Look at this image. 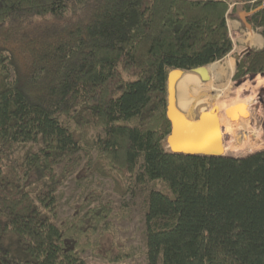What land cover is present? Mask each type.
Wrapping results in <instances>:
<instances>
[{"label": "trees", "instance_id": "16d2710c", "mask_svg": "<svg viewBox=\"0 0 264 264\" xmlns=\"http://www.w3.org/2000/svg\"><path fill=\"white\" fill-rule=\"evenodd\" d=\"M263 1L0 0V264H86L92 236L115 237L109 203L55 222L80 152L120 196L162 184L144 200L147 264H264V150L166 145L168 73L226 57L227 15ZM249 19L264 42V8ZM263 72L264 44L232 79Z\"/></svg>", "mask_w": 264, "mask_h": 264}, {"label": "rangeland", "instance_id": "374dc122", "mask_svg": "<svg viewBox=\"0 0 264 264\" xmlns=\"http://www.w3.org/2000/svg\"><path fill=\"white\" fill-rule=\"evenodd\" d=\"M243 6L242 3H238L236 11H233L232 16H230L236 25V30L232 31H238L234 35L235 50L228 53L223 59L214 62L221 67L230 62L233 66V72L228 74V76L225 75L223 80L215 78L210 72L209 79L206 81L207 84L195 74L197 83H199V86L204 87L205 91L200 88L203 93H199L200 95L195 93L193 97L195 98V105L193 104L192 107L199 106L198 112L199 115H202L200 111L205 112L212 108L215 103L222 100H229V98L238 100V102L230 105L227 109L220 111L218 116V124L222 131L223 146L225 147L224 154L230 156H243L254 153V151L264 150V72L262 74L245 75L238 80L232 79V76L238 72L240 57L248 58L259 50V48L246 49L244 51V48L241 49L244 39L242 43H239L240 35L245 38L247 34L245 29L251 30L249 29L250 27L252 28L249 14L258 8L250 9L247 12ZM245 12L246 14H244ZM256 31L260 33V29H256ZM254 33L256 32L254 31ZM188 72L193 74L190 71ZM209 89L212 91L218 89L219 92L216 91L217 95L212 97ZM197 96L198 98L196 99ZM234 105L242 106V110L240 109L239 113L243 112L244 114L243 116L238 114L234 120H229L227 113ZM236 119L241 120L243 125L241 126ZM79 155H81L80 161L55 194L58 210L55 222L60 224L65 219L69 220L74 214L85 210V207L98 202L109 203L112 213L107 219V224H110L111 230L115 232V237L110 231L92 236L90 238L91 242L97 244L96 247L87 248L81 253V257L86 264H110L107 256L125 254L120 261H112L111 264H147L144 241V200L150 189L153 187L161 189L162 184L155 181L153 183L149 182L146 185L134 187L124 197L120 196L113 191V185L108 178L103 179L96 174L88 173L85 165V154L80 152ZM69 158V161L65 158L56 164L58 173L63 165L71 163L74 154Z\"/></svg>", "mask_w": 264, "mask_h": 264}, {"label": "water", "instance_id": "95a60500", "mask_svg": "<svg viewBox=\"0 0 264 264\" xmlns=\"http://www.w3.org/2000/svg\"><path fill=\"white\" fill-rule=\"evenodd\" d=\"M263 8L264 2H262L252 13L258 12ZM244 14H246V12ZM188 71L196 74L199 79L204 82L209 79L206 65L204 67L201 66L194 68L193 70L172 69L168 73L166 79V114L170 124V131L166 136L167 148L173 153L177 152L185 155H226L223 152V135L220 125L218 124V116L220 111L227 109L230 105L238 102V100H236V98H229V100H222L221 102L215 103L212 108L207 111H200L205 117H194L182 113L176 107L174 86L177 81V76H181ZM238 114H241L239 116H243L244 113L230 111L227 113V118L229 120H234Z\"/></svg>", "mask_w": 264, "mask_h": 264}, {"label": "bare ground", "instance_id": "6f19581e", "mask_svg": "<svg viewBox=\"0 0 264 264\" xmlns=\"http://www.w3.org/2000/svg\"><path fill=\"white\" fill-rule=\"evenodd\" d=\"M207 72H208V75L211 72V74L215 78H217V79L221 78L223 80V77L225 75L228 76V74H231L233 72V66L231 65L230 62H228L226 65H224V67L218 66L217 63L216 64L214 63L212 65L209 64L207 66ZM196 77L197 76L195 74L193 75V74H191L189 72H185L181 76H177V78H176L177 81H176L175 86H174V90L176 91L175 103L177 105L176 106L177 109L179 111H181L182 113H186V114L192 115L194 117H196V116L197 117H199V116L200 117H205L203 115H199V112H198L199 111L198 110L199 106H195L194 108H192L193 104L195 102V98H193L195 93L200 95L199 93H201L202 91H205L204 87L199 86V83H197ZM214 83H215V81H214ZM206 84H207V82H206ZM200 88H201L202 91L200 90ZM216 91H218V89ZM216 91H212V90L209 89V92L212 95V97H215L217 95ZM188 95H190V96H188ZM197 98H198V96L196 97V99ZM177 102H180V103H177ZM223 152H224V149H223Z\"/></svg>", "mask_w": 264, "mask_h": 264}, {"label": "crops", "instance_id": "0c3cea01", "mask_svg": "<svg viewBox=\"0 0 264 264\" xmlns=\"http://www.w3.org/2000/svg\"><path fill=\"white\" fill-rule=\"evenodd\" d=\"M264 2V1H263ZM235 3L233 2V4L232 5H234ZM232 14L233 13H231V12H229V14L227 15V17H226V20H227V26H228V32H229V34H230V37H231V40H232V43H234V38H235V36L234 35H236L237 33H238V31H232V30H236L235 28H236V25H235V21L234 20H232L231 18H230V16H232ZM251 14V13H250ZM249 14V15H250ZM251 26H252V24H251ZM253 28V27H252ZM251 27L249 28V29H251V30H247V29H245V31L247 32V34L245 35L246 37L244 38L242 35H240L241 36V38H240V42L239 43H242V41H243V39H244V41H243V46L241 47V49H243V51L244 50H246V49H252V48H259V50L261 49V47L263 46V44H264V42H263V37H262V35L258 32V31H256V29H252ZM256 32V33H254V31ZM247 39V40H246ZM235 47H236V45H235V43H234V45H233V48H232V50L230 51V52H233L234 50H235ZM238 49V48H237ZM229 52V53H230ZM225 148V147H224Z\"/></svg>", "mask_w": 264, "mask_h": 264}]
</instances>
